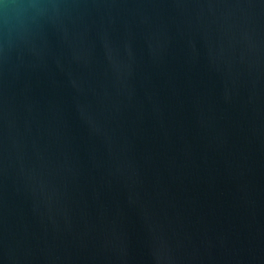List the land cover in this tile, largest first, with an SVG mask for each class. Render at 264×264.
<instances>
[{
	"label": "water",
	"instance_id": "95a60500",
	"mask_svg": "<svg viewBox=\"0 0 264 264\" xmlns=\"http://www.w3.org/2000/svg\"><path fill=\"white\" fill-rule=\"evenodd\" d=\"M0 264H264V0H0Z\"/></svg>",
	"mask_w": 264,
	"mask_h": 264
}]
</instances>
